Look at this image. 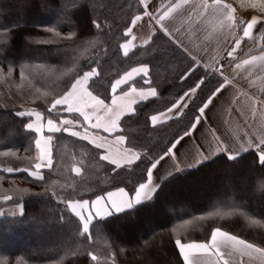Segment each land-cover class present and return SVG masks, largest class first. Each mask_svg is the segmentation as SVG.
Instances as JSON below:
<instances>
[{
    "label": "trees",
    "instance_id": "obj_1",
    "mask_svg": "<svg viewBox=\"0 0 264 264\" xmlns=\"http://www.w3.org/2000/svg\"><path fill=\"white\" fill-rule=\"evenodd\" d=\"M137 11L136 0H0V209L19 205L23 213L0 216V258L6 264H95L90 253L101 262L108 259L109 264L113 255L115 264H183L175 240L206 242L216 228L264 247V166L251 151L237 167L220 155L215 162L169 177L149 206L133 215L122 214L111 224L94 225L91 242L80 235L77 223L61 221L64 204L60 199H94L101 189L112 190L114 183H120L113 180L115 174L106 162L99 160L102 149L57 133L51 146L54 171L42 169L43 181H34L26 172L5 171L8 167L31 168L38 155L36 134L26 131L28 121L15 113L32 109L46 113V100L70 86L77 72L82 74L97 64L103 78H96L90 90L101 98L107 90L106 103L111 99L110 81L142 64L149 67L152 86L158 92V97L135 105L136 115L121 119L118 135L124 134L137 146L154 147V154L183 135L207 89L197 92L198 98L179 119L153 128L150 116L170 107L193 86L203 69L181 83L178 77L190 57L173 55L176 44L163 33L124 56L120 47L125 41L123 26ZM93 20L105 21V26L96 29ZM48 28L60 37L46 31ZM10 65L14 70L8 76ZM73 160L82 162L79 176L70 171ZM229 167L237 172L227 176L230 193L209 192L207 197L192 196L186 203L171 205L193 186L203 182L207 188L220 185L219 173L226 175ZM237 183L243 186L239 188ZM4 195L12 200L4 201Z\"/></svg>",
    "mask_w": 264,
    "mask_h": 264
},
{
    "label": "snow or ice",
    "instance_id": "obj_2",
    "mask_svg": "<svg viewBox=\"0 0 264 264\" xmlns=\"http://www.w3.org/2000/svg\"><path fill=\"white\" fill-rule=\"evenodd\" d=\"M184 5L189 0H182ZM138 11L132 15L130 21L124 24L122 38L125 42L120 45L123 49L124 56L129 54V44L136 39L133 35V28L138 22L145 21L151 26L152 34L149 39L144 41L147 45L156 36L157 33H163L172 39V33L168 29L167 21L172 14L181 7V3H169L156 7L150 4V0H136ZM209 7L221 10L222 15L229 23L230 28L237 29L242 36L234 40V46L227 51L226 55L230 59L228 64H234V72L239 74L245 65H249L252 61L249 59L240 60L236 55L237 49L240 47L241 40L245 37L252 38L253 30L257 26L261 29V35L264 36V0L259 4L260 16H251L249 19H238L236 17V9L232 5L225 3L224 0H204L201 8L207 10ZM107 18H105V21ZM105 21L93 20L92 25L96 29H102ZM109 28L112 25H107ZM48 32H54L55 36L60 37L59 32L54 29H46ZM71 38V37H68ZM130 38V39H128ZM61 39H64L61 37ZM47 43L48 41H41ZM176 48L173 55H183L190 57L188 50L173 40ZM135 47V45H133ZM256 58L253 57L252 60ZM191 62L188 67L178 77L181 83L191 78L195 73L203 69L201 74L196 77L195 83L187 91L183 93L171 107H167L164 111L150 116L153 128L158 125H166L169 120L179 119L184 115L185 109L198 98L197 92L203 93L207 89L206 95L199 97L200 104L195 106V115L184 129L183 135L175 137L169 141L167 147L161 149L160 154L156 153V149L137 146L129 143L124 134L115 136V144L120 145L123 149L122 157H116L112 154L110 146L106 143V138L91 133V130L97 132L108 133L109 135L120 131V121L127 115L132 117L136 115L137 105L140 101L149 99V97H158L156 87L152 86L150 69L147 65L131 67L130 70L124 71L118 78H114V82L110 81L111 99L109 103L107 90L103 98L100 94H94L90 87L95 86L96 78H103L97 67H89L88 71L79 72L72 78L70 86L66 87L62 92L53 96L50 100H46L48 107L45 112L32 109L29 111H18L15 115L21 120H27L25 130L35 133L34 144L38 155L34 158L31 168H12L5 169L7 173L26 172L34 181H43L44 174L42 169L47 168L54 171L52 141L57 133H66L70 137L78 138L81 141H87L96 149H103L99 154V160L106 162L109 171L114 173L113 180L120 181L114 183L112 190L101 189L95 194L94 199L65 198L60 199V203L64 204L62 209L61 221H71L78 224L79 233L91 242L92 228L96 224H111L114 219H119L123 215H133L142 208L150 205L156 196L162 191V183H158L154 178V172H157L158 166L162 167V162L167 163L166 158H172L175 162L174 172L185 171L179 167L176 160V148L185 137H192L196 132L197 126L201 121H206V110L214 101L223 96V94L234 85V78L229 79L223 73V64L214 68H209L201 64L195 57H190ZM14 70L13 66H9L8 76H11ZM0 71H3L0 69ZM21 79H24V72L21 71ZM92 82L91 86L89 82ZM142 82V83H141ZM140 85V86H137ZM143 85H148L147 90ZM212 85V87H209ZM127 103H122L123 101ZM255 103V102H254ZM65 113L67 115H65ZM80 129H83V134ZM128 145L125 147V145ZM31 147V146H29ZM202 148L203 146H198ZM217 151L223 155L219 158L225 159L227 163H231L233 167L239 166L246 159L244 153L254 152L256 162L264 166V137L246 141V146L242 145L238 150H232L225 146L222 142H217L215 149L207 150V154L201 152L202 158L197 159V166L205 164L209 160L215 162L213 157L217 155ZM71 172L77 176L81 175L82 162L73 160ZM78 165V166H76ZM140 170V175L136 176V170ZM174 173H169L172 175ZM53 195H57L53 193ZM4 201L12 200V196L4 195ZM19 206V205H18ZM21 211V215H22ZM75 218V219H73ZM175 245L179 251L183 264H194L197 257L206 255L210 258L214 257L213 264H230L234 254H238L239 264H244V257L253 258V254H257L264 262V247H259L246 240L239 239L235 235L216 228L211 232L210 239L206 242H181V239L175 240ZM231 248L230 252L225 249ZM91 260L95 264H109L108 259L101 262L97 255L91 254ZM0 264H6L3 258H0ZM17 264H23L17 261ZM111 264H115V256L111 258Z\"/></svg>",
    "mask_w": 264,
    "mask_h": 264
},
{
    "label": "crops",
    "instance_id": "obj_3",
    "mask_svg": "<svg viewBox=\"0 0 264 264\" xmlns=\"http://www.w3.org/2000/svg\"><path fill=\"white\" fill-rule=\"evenodd\" d=\"M169 3H181V7L167 21L168 29L172 33L171 40L179 42L183 48L188 50L190 57H195L209 68L223 64L224 75L230 80L234 78V85L206 110L207 120L201 121L192 137H185L177 145L176 160L180 168L188 171L199 167L200 165L197 166L195 161L202 158L200 153L204 152L206 155L207 150L216 148L218 141L235 151L242 145L246 146V141L250 138L258 140L264 137V36L261 35L260 27L257 26L253 30L252 38L245 37L241 40L236 55L240 60L249 59L252 62L236 74L235 65L228 64L230 58L226 53L231 50L234 40L239 39L242 33L230 28L221 10L213 7L207 10L202 9L201 5L204 0H189L187 5H184L182 0H150V4L156 7ZM241 16L236 13L238 19H249ZM151 34V26L146 22V18L145 21L138 22L133 28V35L136 39L129 44V52L135 47L144 46V41L148 40ZM121 51L123 53L122 48ZM253 57L256 59L252 60ZM122 103H127V101ZM81 133L83 134V129ZM91 133L106 138V143L110 146L114 156L119 158L125 155L121 146L114 142L118 132L109 135L102 131L91 130ZM220 155L223 153L217 151L213 159ZM166 160L167 163L162 162V167L158 166L157 172H154V178L158 183H162L177 173L185 172H174L175 162L172 158H166ZM169 173L174 174L169 175ZM17 207L19 209L13 214L2 217L19 215L21 207ZM225 251L230 252L231 248ZM214 259V257L201 255L195 259L194 264H213ZM230 264H239L238 254L233 255ZM244 264H264V262L257 254H253L252 259L244 257Z\"/></svg>",
    "mask_w": 264,
    "mask_h": 264
},
{
    "label": "rangeland",
    "instance_id": "obj_4",
    "mask_svg": "<svg viewBox=\"0 0 264 264\" xmlns=\"http://www.w3.org/2000/svg\"><path fill=\"white\" fill-rule=\"evenodd\" d=\"M242 15V14H239ZM206 170V169H205ZM209 171V170H208ZM221 173V174H220ZM220 179H218V183H220V185L213 186L215 184L212 185V187L207 188L208 185L206 184L207 182H203L202 185L200 186H193L191 188V192L186 193V194H181V196H177L174 198V201H172L171 205L172 206H176L177 204H182V203H186V201L188 199H191L192 196H197V197H201V196H209V192H224V193H230V189H227L226 184H227V176H236L237 172L233 170L232 167H229L226 171V175L222 172H220ZM231 178V177H230ZM240 181H242V179H240ZM210 183V182H209ZM224 183H225V187H224ZM244 184V183H243ZM239 185V188L241 186H243L241 183H237V187ZM211 186V185H210ZM210 190V191H209ZM19 208L17 206H11V207H7V208H3L0 209V215H7V214H13L14 211H17ZM168 209V207L166 208ZM169 210V209H168ZM48 233V231H47Z\"/></svg>",
    "mask_w": 264,
    "mask_h": 264
},
{
    "label": "water",
    "instance_id": "obj_5",
    "mask_svg": "<svg viewBox=\"0 0 264 264\" xmlns=\"http://www.w3.org/2000/svg\"><path fill=\"white\" fill-rule=\"evenodd\" d=\"M224 2L232 5L237 14L250 13L253 16H260L259 4L262 0H224Z\"/></svg>",
    "mask_w": 264,
    "mask_h": 264
}]
</instances>
